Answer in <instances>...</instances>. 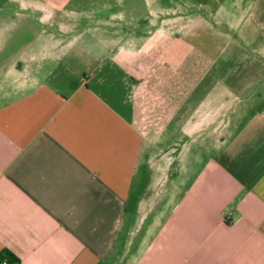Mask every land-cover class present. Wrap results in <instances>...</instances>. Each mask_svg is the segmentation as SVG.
Here are the masks:
<instances>
[{
	"label": "crops",
	"instance_id": "obj_1",
	"mask_svg": "<svg viewBox=\"0 0 264 264\" xmlns=\"http://www.w3.org/2000/svg\"><path fill=\"white\" fill-rule=\"evenodd\" d=\"M2 250L264 264V0H0Z\"/></svg>",
	"mask_w": 264,
	"mask_h": 264
},
{
	"label": "rangeland",
	"instance_id": "obj_2",
	"mask_svg": "<svg viewBox=\"0 0 264 264\" xmlns=\"http://www.w3.org/2000/svg\"><path fill=\"white\" fill-rule=\"evenodd\" d=\"M254 46V45H251ZM257 47H259V45H255ZM246 48L250 47V45H245ZM187 57V56H186ZM233 61H228V60H218V59H212L209 62V67L210 68H217L218 66L223 68V69H227L228 67H232ZM197 64V63H196ZM196 64L194 63V61L190 60V58H187L181 62H179L178 64L175 65V68H177V70H181L183 68H185V66L187 68H192V67H196ZM243 64V63H242ZM244 67V66H242Z\"/></svg>",
	"mask_w": 264,
	"mask_h": 264
},
{
	"label": "trees",
	"instance_id": "obj_3",
	"mask_svg": "<svg viewBox=\"0 0 264 264\" xmlns=\"http://www.w3.org/2000/svg\"><path fill=\"white\" fill-rule=\"evenodd\" d=\"M0 255H4L7 258L8 263H14V262L17 263L16 257L12 253H10L6 250L0 251Z\"/></svg>",
	"mask_w": 264,
	"mask_h": 264
},
{
	"label": "built area",
	"instance_id": "obj_4",
	"mask_svg": "<svg viewBox=\"0 0 264 264\" xmlns=\"http://www.w3.org/2000/svg\"><path fill=\"white\" fill-rule=\"evenodd\" d=\"M0 264H17V263L16 262L8 263L7 258L4 255H0Z\"/></svg>",
	"mask_w": 264,
	"mask_h": 264
}]
</instances>
